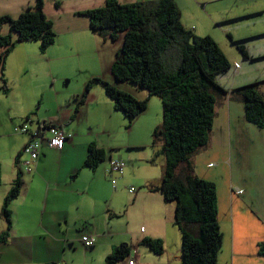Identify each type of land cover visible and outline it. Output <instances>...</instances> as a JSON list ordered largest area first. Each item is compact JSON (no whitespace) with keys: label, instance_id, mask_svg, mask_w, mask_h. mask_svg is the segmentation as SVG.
I'll use <instances>...</instances> for the list:
<instances>
[{"label":"crops","instance_id":"0c3cea01","mask_svg":"<svg viewBox=\"0 0 264 264\" xmlns=\"http://www.w3.org/2000/svg\"><path fill=\"white\" fill-rule=\"evenodd\" d=\"M117 1L131 4L153 0ZM174 1L182 22V7ZM221 1L203 0L200 5L205 8ZM105 2L45 0L44 13L56 35L54 44L42 53L38 42L19 43L7 56L4 69H0V236L6 230L1 216L4 199L18 176L22 181L19 194L8 206L11 228L5 242L0 243V264H106V258L122 244L130 247L129 258L134 264H167V243L175 238L174 208L166 205L160 191L150 192L145 187L159 185L161 177H137V186L142 189L125 190L131 182L130 171L125 168L121 176L108 172L111 161L124 162L127 158L122 154L126 145L111 143L117 134L114 128L121 133L124 116L114 109L104 88L93 83L72 119L74 98L92 79L129 93L110 71L120 45L95 35L89 18L79 15ZM34 4L35 0H0V16L17 18ZM228 16H234L231 20L241 19L237 14ZM220 19L209 13V21ZM183 25L197 33L195 24ZM7 33V28L1 32ZM254 58L245 60L241 56V61L257 60ZM235 69L238 80L235 77L233 84L216 79L227 91L252 82L245 81L243 65ZM45 83L50 84L47 91ZM257 83L264 94V82ZM27 117L32 129L57 126L72 136L60 150L50 149L43 142L30 174L20 170L24 158L21 153L30 137L14 131ZM154 124L147 121L145 129ZM91 143L106 155L94 170L84 166ZM191 160L194 175L216 186L222 233L217 263L264 264V255L259 254L264 243V129L246 121L241 103L227 100L216 107L208 144ZM137 219L141 223L136 232L131 224ZM85 235L94 237L93 246H83L81 238ZM145 237L162 241L161 256L140 245ZM141 256L147 257V263H140ZM117 264H126V260Z\"/></svg>","mask_w":264,"mask_h":264},{"label":"trees","instance_id":"16d2710c","mask_svg":"<svg viewBox=\"0 0 264 264\" xmlns=\"http://www.w3.org/2000/svg\"><path fill=\"white\" fill-rule=\"evenodd\" d=\"M44 4L45 0H35V4L17 18L0 16L1 70L7 56L19 43L38 42L42 53L54 44L56 35L52 21L44 13ZM79 15L89 18L90 30L103 40L113 42L119 33L123 34L122 46L111 66L112 77L117 82L133 84L145 90L148 97L160 100L161 124L153 130L152 143L161 142L165 159L160 184L145 187L150 192L160 191L164 201L175 204L173 224L180 233V264H218L222 233L218 224L216 186L194 175L191 158L208 144L216 107L227 100L241 103L246 121L264 129V94L259 84L243 85L230 91L221 87L216 77L228 73L230 63L213 39L199 37L182 24L174 0L131 4L106 0L102 7ZM4 28L8 29L6 35L1 34ZM237 48L243 59H249L243 46L237 45ZM93 83L104 88L114 109L129 123L147 107V98L138 100L95 78L74 98L76 108L72 119L84 104ZM3 90H7L5 86ZM28 120L29 117L23 121ZM49 126L45 125L44 129ZM105 156L103 149L91 143L84 166L94 170L104 162ZM21 186L18 176L4 199L1 216L6 230L0 236V243L8 237L11 228L8 206ZM140 245L156 256L164 252L160 239L145 237ZM129 254L130 247L122 244L106 258V264L127 260ZM259 254L264 255V243L260 245Z\"/></svg>","mask_w":264,"mask_h":264},{"label":"rangeland","instance_id":"374dc122","mask_svg":"<svg viewBox=\"0 0 264 264\" xmlns=\"http://www.w3.org/2000/svg\"><path fill=\"white\" fill-rule=\"evenodd\" d=\"M177 1L182 7L183 24H195L198 33L195 32V34L199 37L209 36L213 39L230 63L231 67L229 72L219 75L216 78L219 83L229 80L230 84H233L235 77L238 80V72L237 75L234 74L236 72L235 68H241L242 65L244 68L242 71L245 73V81L248 79L252 81L248 84L264 82V13H262L264 10V0H222L218 4L209 3L205 8L200 5L203 0ZM209 13L219 15L222 19L209 21ZM229 14H237L238 18L241 19L231 20L234 16H228ZM117 36V39L112 44H119L121 48L123 34L119 33ZM240 41H244L239 43V45L245 47L248 56H254V59L257 60L252 62L241 61V54L237 48L238 42ZM232 42H236L237 45ZM256 78L260 79L254 81ZM49 86V83H45L44 87L46 91L49 90ZM120 86L138 100H144L147 97L146 109L138 114L131 123L124 118L126 122L124 121L125 124L122 126L121 133H118V129L115 127L114 129L117 134L114 137L115 140L111 141L113 144L118 141L121 145H126L125 149H122V154L127 157L126 159L124 158V163L126 164L125 170L127 172L130 171L131 182H127L128 186L125 190L130 187L137 190L139 188L137 186V177L156 174L157 179H159L162 175V167L165 159L163 145L159 141L155 144L152 143L153 130L161 124V103L159 98L155 96L148 97L145 90L133 84L123 83ZM121 116L123 118V114ZM149 120L155 121V126L145 129L146 122ZM105 140L108 141V138ZM141 189L140 187L139 190ZM166 205L175 208L173 202H167ZM134 210V208L131 209L130 215ZM140 223V219H137V221L133 220L131 224L132 230L139 231ZM173 230L175 232V238L172 237L168 240L166 248V256L168 259L166 261L167 264H180V233L175 225ZM146 259L147 257L142 258L141 256L139 261L140 263H147Z\"/></svg>","mask_w":264,"mask_h":264},{"label":"built area","instance_id":"2783aa9c","mask_svg":"<svg viewBox=\"0 0 264 264\" xmlns=\"http://www.w3.org/2000/svg\"><path fill=\"white\" fill-rule=\"evenodd\" d=\"M31 120L24 121L21 125L15 127L14 131L18 134H27L30 139L22 150L24 158L20 160V170L25 174H30L34 171L38 160L43 142L50 149H62L65 142L71 139V134L65 133L62 129L56 126H50L46 129L30 128ZM125 169V163L122 160H113L109 166L110 175H122ZM115 180L112 181V183ZM132 191V189L130 190ZM84 247H91L95 243L93 236L85 235L81 238ZM60 264V263H57ZM126 264H134V260L128 258Z\"/></svg>","mask_w":264,"mask_h":264},{"label":"bare ground","instance_id":"6f19581e","mask_svg":"<svg viewBox=\"0 0 264 264\" xmlns=\"http://www.w3.org/2000/svg\"><path fill=\"white\" fill-rule=\"evenodd\" d=\"M50 126H51V125H50ZM50 126H49V127H50ZM56 127H57V126H56ZM59 128H60V127H59ZM60 129H61V128H60ZM62 130H63V129H62ZM67 141H68V140H67ZM53 150H58V149H53ZM59 150H60V149H59Z\"/></svg>","mask_w":264,"mask_h":264}]
</instances>
